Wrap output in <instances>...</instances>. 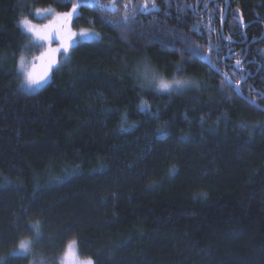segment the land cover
Masks as SVG:
<instances>
[{"label": "trees", "instance_id": "1", "mask_svg": "<svg viewBox=\"0 0 264 264\" xmlns=\"http://www.w3.org/2000/svg\"><path fill=\"white\" fill-rule=\"evenodd\" d=\"M112 2L80 5L103 39L31 92L20 20L78 0H0V264L58 263L73 239L95 264H264V0ZM145 66L189 84L150 91Z\"/></svg>", "mask_w": 264, "mask_h": 264}, {"label": "snow or ice", "instance_id": "2", "mask_svg": "<svg viewBox=\"0 0 264 264\" xmlns=\"http://www.w3.org/2000/svg\"><path fill=\"white\" fill-rule=\"evenodd\" d=\"M85 3H87V0H78V3L73 4L71 11L56 13L54 18L42 27H37L27 18L20 20L19 26H21L27 34H30L34 38L33 47L46 45L44 51L40 52L38 56L32 57L31 64L29 63L27 57L23 54V51H19L18 60L15 62L18 68L17 77L19 78L20 76H23V82L20 85L21 89L31 91L33 89L42 88L51 79L52 74L58 72L62 67H66L67 64L71 62V50L78 48L82 42H93L103 39L99 33L96 32L81 30L77 33L72 30L74 14L77 18H81L78 14V8L81 4ZM129 6V4L123 5L126 13L129 10ZM99 7L101 9L108 8L113 12L118 10L116 8V0H113V2L109 5L101 4ZM132 7L134 11L139 12L140 14H149L153 11H160L155 0H143L141 5ZM205 8H207V4H205ZM44 11L48 10L36 9V16H40ZM242 19L243 18L241 16V22ZM134 20L135 15L130 17L126 14L119 22L107 21V23L113 26L117 23H123L125 26H128ZM54 42L56 43L55 47L52 46ZM185 50L190 52L193 57L201 55L197 48H188L187 44ZM58 55H62L64 57L63 61H59L57 59ZM208 62L211 64L210 59H208ZM236 66H241L239 60H237ZM213 67H215V65H213ZM178 70L186 71V69L182 66L179 67ZM216 71L219 72V69H216ZM142 75L143 79L147 81L148 89L150 91L155 90L157 93L170 94L173 91H180L186 88L189 84L188 81L180 79L167 80L162 76L156 75L148 66H145ZM223 75L225 76L227 83L231 85L232 81L228 78V74L224 73ZM242 79L246 80V77H242ZM236 92L238 94L241 93L238 86L236 87ZM260 95L264 97V93ZM249 102L253 105L256 104L255 100H251ZM148 109L149 106L146 102L141 104L140 110L143 111ZM40 228V222H36L35 224L29 226V230L33 232L35 239L33 241L21 240L19 244L20 252L28 253L31 245L38 244L45 238L40 231ZM16 254L17 253H13V255ZM2 264H8V262L3 261ZM60 264H93V260L91 258H82L81 254L78 252V242L73 239L66 242L63 255L60 258Z\"/></svg>", "mask_w": 264, "mask_h": 264}, {"label": "rangeland", "instance_id": "3", "mask_svg": "<svg viewBox=\"0 0 264 264\" xmlns=\"http://www.w3.org/2000/svg\"><path fill=\"white\" fill-rule=\"evenodd\" d=\"M71 10H69V11H71ZM69 11H65V12H69ZM56 13H63V12H55V13L51 12V14H47V15L42 13L40 16H37V17H40L41 19H39V18L31 19V22H32V24L36 25L37 27H42L43 25L48 24L49 21L54 18V16H55ZM42 17H44V18H42ZM72 30L74 32H77V33H79L81 31V30L77 31L76 30V27L73 24H72ZM91 32H95V31H91ZM30 37H31V43H30V45L27 46L24 55L26 57H28V61L31 64L32 57L33 56H38L40 54V52L44 51V48L46 47V45L40 46V47H33L34 38L31 35H30ZM52 46L55 47L56 46V43L54 42ZM57 59L59 61H61V60L64 59V57L62 55H58L57 56ZM38 71H39V69H38ZM38 89H40V88H38ZM38 89H33V90H31V92L36 91ZM78 252H79V250H78ZM62 255H63V253H62ZM62 255H61V257H62ZM82 258H91V257H83L82 256ZM92 260H93V264H95L94 259H92ZM54 264H60V261L58 263H54Z\"/></svg>", "mask_w": 264, "mask_h": 264}, {"label": "water", "instance_id": "4", "mask_svg": "<svg viewBox=\"0 0 264 264\" xmlns=\"http://www.w3.org/2000/svg\"><path fill=\"white\" fill-rule=\"evenodd\" d=\"M207 60H208V58H206ZM209 63V62H208ZM210 66H211V64H209ZM213 69L216 71V68L215 67H213ZM220 73V72H219ZM222 75V74H221ZM238 85H236V87H237Z\"/></svg>", "mask_w": 264, "mask_h": 264}]
</instances>
